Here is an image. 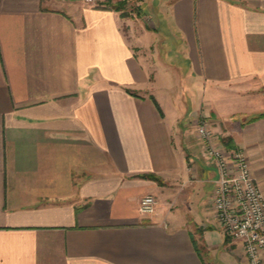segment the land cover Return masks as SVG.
<instances>
[{"label":"crops","instance_id":"1","mask_svg":"<svg viewBox=\"0 0 264 264\" xmlns=\"http://www.w3.org/2000/svg\"><path fill=\"white\" fill-rule=\"evenodd\" d=\"M125 12L0 0V264H248L196 122L264 194V0Z\"/></svg>","mask_w":264,"mask_h":264},{"label":"built area","instance_id":"2","mask_svg":"<svg viewBox=\"0 0 264 264\" xmlns=\"http://www.w3.org/2000/svg\"><path fill=\"white\" fill-rule=\"evenodd\" d=\"M83 1L95 6L107 2L128 4L131 0ZM196 133L206 156L213 160L217 170L212 197L217 221L224 233L243 244L248 264H264V194L253 176L246 153L239 150L228 156L217 147L209 118L197 120ZM158 205L155 196L147 195L141 199L139 211L142 215L154 216Z\"/></svg>","mask_w":264,"mask_h":264},{"label":"trees","instance_id":"3","mask_svg":"<svg viewBox=\"0 0 264 264\" xmlns=\"http://www.w3.org/2000/svg\"><path fill=\"white\" fill-rule=\"evenodd\" d=\"M107 5L115 10V11H121L122 12V16H128V13L125 12V9H126V4L125 3H122V2H117V3H112V2H107ZM139 15H140V12H139ZM262 115L258 116V117H255V118H252L250 119L249 121H253V120H256L258 118H261ZM150 178L154 179V180H157V178L155 176H149Z\"/></svg>","mask_w":264,"mask_h":264},{"label":"rangeland","instance_id":"4","mask_svg":"<svg viewBox=\"0 0 264 264\" xmlns=\"http://www.w3.org/2000/svg\"><path fill=\"white\" fill-rule=\"evenodd\" d=\"M145 3H147V0H131L128 4L126 3L125 4L129 5V8L131 9V11L134 12L137 16H139L140 7H142V5H144ZM146 21L148 23H151L152 20L150 18H147Z\"/></svg>","mask_w":264,"mask_h":264}]
</instances>
